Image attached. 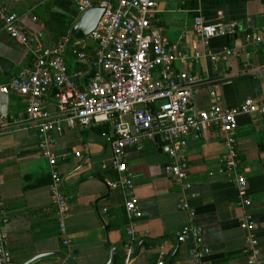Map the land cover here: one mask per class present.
Returning <instances> with one entry per match:
<instances>
[{"label": "crops", "instance_id": "crops-1", "mask_svg": "<svg viewBox=\"0 0 264 264\" xmlns=\"http://www.w3.org/2000/svg\"><path fill=\"white\" fill-rule=\"evenodd\" d=\"M82 1L0 0V89L20 70L33 65L27 47L3 30L2 12L17 14L27 28L44 31L47 43L54 44L69 39ZM90 1L100 6L104 0ZM157 1L153 24L170 42L186 47L191 54L206 50L190 64H175L177 70L199 78L193 97L196 110L214 105L233 107L248 98H264V48L250 47L248 64L243 57L214 62L208 55L241 45L249 33L264 30V0ZM112 2L116 4V0ZM219 12L225 20L237 21L238 29L229 38L211 39L205 48L193 30V20L202 16L215 21ZM87 40L88 49L93 48ZM69 63L72 68L78 66ZM47 103L51 112L57 113L53 93ZM26 108L24 97L0 90V117L10 124L0 134V199L10 218L5 230L14 264L56 253L66 258L48 256L29 264H69L67 259L77 264H106L111 253L110 264H123L128 250V199L136 201L140 213L135 224L138 239L129 264H155L162 251L168 264H199L193 257L199 247L195 233L183 242L178 240V232L185 226L201 231L202 246L209 249L202 258L206 264H264V117L239 116L235 130L238 164L234 169L222 162L230 146L219 129L208 127L201 135L189 137L183 153L192 189L186 193L164 172L169 142L161 135L126 148L127 176L132 185L111 188L120 173L113 166L112 148L103 137L109 125L67 128L56 136L52 147L70 202L66 218L69 245L65 246L49 188L51 167L38 154L37 128L27 120ZM240 174L246 178L245 186L237 182ZM190 194L194 196L186 200ZM244 200L251 204L245 205ZM182 201L188 202V210L178 209ZM246 220L256 224L252 232L259 242V254L255 259L250 258L245 244L247 231L241 227Z\"/></svg>", "mask_w": 264, "mask_h": 264}, {"label": "built area", "instance_id": "built-area-1", "mask_svg": "<svg viewBox=\"0 0 264 264\" xmlns=\"http://www.w3.org/2000/svg\"><path fill=\"white\" fill-rule=\"evenodd\" d=\"M91 6L94 5L90 0H84L78 8L82 12ZM100 6L105 8V13L88 37L93 43V48L89 49L86 40L65 38L49 44L44 31L31 30L17 14L2 12L3 30L27 47L33 55V65L12 76L0 90L26 99V118L37 128L38 154L47 159L51 167L49 188L65 246L69 245L66 218L70 202L52 147L56 136L67 128L82 130L109 125L103 137L112 148L113 166L120 173L119 180L111 183V188L132 185L127 176L126 148L161 135L169 142L164 172L186 193L192 189L188 180L190 168L183 153L189 137L201 135L208 127L219 129L222 139L230 146L222 162L234 169L238 164L235 130L239 116L264 117V98H248L233 107L214 105L208 110H196L193 97L199 78L189 71L177 70L175 64H190L204 56L206 50H195L191 54L186 47L170 42L154 26L157 0H116V4L112 0H104ZM223 17V13L219 12L215 21H208L202 16L194 18L193 30L205 48L211 39L229 38L238 29L237 21ZM250 47L264 48L263 29L249 33L241 45L227 47L220 53L209 52L208 55L214 62L243 57L248 64L252 56ZM70 61L78 66L72 68ZM51 93L57 105L55 114L47 103ZM9 128L6 118L0 117V134ZM76 155L81 156V152H76ZM237 182L245 186V176L240 174ZM193 196L186 195V200ZM244 204L249 206L251 201L244 200ZM125 208L128 250L123 264H129L133 243L138 239L135 224L140 213L134 199H128ZM178 209L188 210V202H180ZM9 219L0 199L1 264H14L5 230ZM255 225L253 220L241 223L247 231L245 244L251 259L259 254V242L252 232ZM192 232L199 246L194 250L193 257L199 264H206L202 258L209 253V249L202 246L199 229L185 226L178 232V240L185 241ZM165 255L162 251L155 264H168Z\"/></svg>", "mask_w": 264, "mask_h": 264}, {"label": "water", "instance_id": "water-1", "mask_svg": "<svg viewBox=\"0 0 264 264\" xmlns=\"http://www.w3.org/2000/svg\"><path fill=\"white\" fill-rule=\"evenodd\" d=\"M104 13H105V8L102 6H91L80 12L77 20L70 29L69 39L72 41L86 40L90 36V34L96 29ZM111 255L112 253L110 254L109 260L107 261L106 264L111 263V257H112ZM48 256H59L64 259L66 258V255L62 253L42 254L28 260L27 262H25V264H29L38 258L48 257ZM67 261L69 264H77L72 259H67Z\"/></svg>", "mask_w": 264, "mask_h": 264}, {"label": "trees", "instance_id": "trees-1", "mask_svg": "<svg viewBox=\"0 0 264 264\" xmlns=\"http://www.w3.org/2000/svg\"><path fill=\"white\" fill-rule=\"evenodd\" d=\"M90 51V50H89ZM104 126H107V125H104ZM108 128H109V126H108ZM104 129V128H103ZM106 130V129H105Z\"/></svg>", "mask_w": 264, "mask_h": 264}, {"label": "rangeland", "instance_id": "rangeland-1", "mask_svg": "<svg viewBox=\"0 0 264 264\" xmlns=\"http://www.w3.org/2000/svg\"><path fill=\"white\" fill-rule=\"evenodd\" d=\"M87 41H89V40H87Z\"/></svg>", "mask_w": 264, "mask_h": 264}]
</instances>
